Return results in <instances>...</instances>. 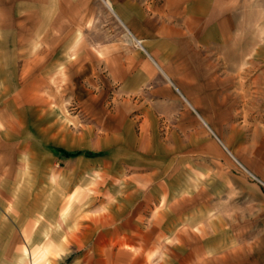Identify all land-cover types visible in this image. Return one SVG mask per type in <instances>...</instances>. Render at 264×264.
<instances>
[{
	"label": "rangeland",
	"instance_id": "374dc122",
	"mask_svg": "<svg viewBox=\"0 0 264 264\" xmlns=\"http://www.w3.org/2000/svg\"><path fill=\"white\" fill-rule=\"evenodd\" d=\"M131 38L103 0H0V264H264V210L190 155L133 176L141 98L110 65Z\"/></svg>",
	"mask_w": 264,
	"mask_h": 264
},
{
	"label": "crops",
	"instance_id": "0c3cea01",
	"mask_svg": "<svg viewBox=\"0 0 264 264\" xmlns=\"http://www.w3.org/2000/svg\"><path fill=\"white\" fill-rule=\"evenodd\" d=\"M103 1L132 37L113 47L110 65L120 64L113 75L125 93L141 98L133 176L160 179L156 162L190 155L214 198L239 195L262 212L264 0ZM232 158L255 180L234 174Z\"/></svg>",
	"mask_w": 264,
	"mask_h": 264
},
{
	"label": "trees",
	"instance_id": "16d2710c",
	"mask_svg": "<svg viewBox=\"0 0 264 264\" xmlns=\"http://www.w3.org/2000/svg\"><path fill=\"white\" fill-rule=\"evenodd\" d=\"M60 154L66 158H75V157L81 156L84 153L83 152H72V153H70V152H66V151H60Z\"/></svg>",
	"mask_w": 264,
	"mask_h": 264
}]
</instances>
